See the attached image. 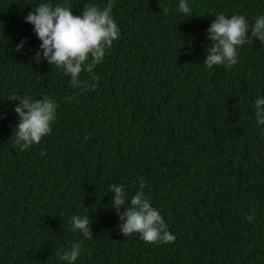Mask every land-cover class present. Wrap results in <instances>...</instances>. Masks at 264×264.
Instances as JSON below:
<instances>
[{
    "label": "trees",
    "instance_id": "trees-1",
    "mask_svg": "<svg viewBox=\"0 0 264 264\" xmlns=\"http://www.w3.org/2000/svg\"><path fill=\"white\" fill-rule=\"evenodd\" d=\"M108 2L68 0L73 15ZM112 2L120 38L83 92L36 59L41 41L26 22L64 0H0V264H67L57 252L77 242L75 264H264V44L238 48L231 68L203 64L215 16L251 25L264 0H186L191 16L179 0ZM26 95L58 107L51 133L21 152L12 100ZM141 178L174 243L120 232L110 185L130 204ZM73 215L89 217L91 239L72 230Z\"/></svg>",
    "mask_w": 264,
    "mask_h": 264
},
{
    "label": "clouds",
    "instance_id": "clouds-1",
    "mask_svg": "<svg viewBox=\"0 0 264 264\" xmlns=\"http://www.w3.org/2000/svg\"><path fill=\"white\" fill-rule=\"evenodd\" d=\"M113 6L112 0L103 9L86 4L80 15H73L68 0L55 6L50 3L39 4L35 7V12H30L26 17V22L34 26V32L41 41L42 56L41 52H37L36 59H45L50 66L63 69L64 74L70 76L71 87L74 89L83 92L94 90L95 82L99 79L93 75L94 69L102 63L113 42L120 38L119 28L112 16ZM178 9L191 16L186 0H179ZM164 11L167 13L169 10ZM207 31L211 47L207 49L203 64L207 69H212L213 66L231 68L238 63V48L249 42L253 43V38L264 44V16H259L250 25L243 15L228 18L224 14H218ZM249 31L251 37L248 35ZM22 47L23 42L16 47V51L19 52ZM82 72L88 73L93 83L82 81ZM75 98L74 95L69 100ZM17 100L20 103L14 110L19 116V123L12 137H15V147L23 152L33 145H39L51 133L58 105L48 97L33 100L27 95L14 96L12 101ZM255 109L258 125H264V98L255 101ZM84 139L87 141L88 137ZM145 187L141 178L139 189L131 197L130 204H126L124 187L110 185V192L114 193L112 206L122 221L119 225L120 232L125 238L139 234L147 244L174 243L175 236L167 230L168 226L160 213L151 206L150 198L144 193ZM121 208L126 209L122 214ZM246 219L251 221L252 216ZM69 223L73 231H79L86 239L92 238L88 216L73 215ZM80 253L81 243L77 242L62 255L58 251L57 256L67 264H75Z\"/></svg>",
    "mask_w": 264,
    "mask_h": 264
}]
</instances>
